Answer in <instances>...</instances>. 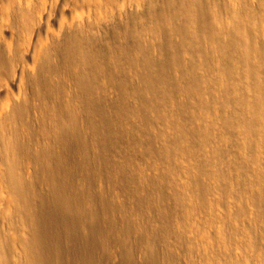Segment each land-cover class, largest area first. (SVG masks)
Masks as SVG:
<instances>
[{
  "label": "rangeland",
  "instance_id": "obj_1",
  "mask_svg": "<svg viewBox=\"0 0 264 264\" xmlns=\"http://www.w3.org/2000/svg\"><path fill=\"white\" fill-rule=\"evenodd\" d=\"M32 227L50 264H264V0H0V264Z\"/></svg>",
  "mask_w": 264,
  "mask_h": 264
},
{
  "label": "bare ground",
  "instance_id": "obj_2",
  "mask_svg": "<svg viewBox=\"0 0 264 264\" xmlns=\"http://www.w3.org/2000/svg\"><path fill=\"white\" fill-rule=\"evenodd\" d=\"M63 125L64 124H58L56 126V130H57V132L60 133V135L66 136V135H64L65 131L63 133L61 132V131H63V127H64ZM66 126H67V124H66ZM69 127H70V125L68 126V128ZM68 128H66V131ZM70 131H72V130H70ZM75 131H76V129H75ZM75 131L73 130V132H75ZM68 133H69V131L66 134H68ZM57 135H59V134H57ZM63 136H62V138L64 139L65 137H63ZM63 139H61L60 142ZM59 145H60V143H58L56 145V147L57 146L59 147ZM8 148L10 149V153H15V152L18 153L21 150V147L18 146V143L15 141L9 143ZM55 152H56V150L54 148L52 150V153L41 154L39 156L41 158L45 157V158L49 159V162H50L52 158L55 160L58 157ZM38 157L36 156V158H38ZM24 181L25 180L22 179L21 175L18 172V162L16 160L12 159L11 161H9L6 164L5 182L7 184V189H8V192L10 194L11 201L14 204L15 210L18 213L19 218L23 221V223L28 224V222H30L33 224L36 221L38 222L36 211H34V209H33V203H35V202L31 201L30 188L28 187L27 184H25L27 182H24ZM32 194H31V196H32ZM61 198L63 199L64 197H61ZM58 199H59V197L57 198V200ZM57 202L59 203V201H57ZM39 219H41V218H39ZM37 228H40V227L37 226ZM37 228L33 229V227H32L30 229L29 233L24 238L23 244H24V248H25V252H26V258H27L26 264H50V258L48 257L49 255L47 253V247L45 246L46 244L43 243V240H44V238L42 237L43 232L41 233V231H38L39 229L37 230ZM2 264H6V262L3 261Z\"/></svg>",
  "mask_w": 264,
  "mask_h": 264
}]
</instances>
